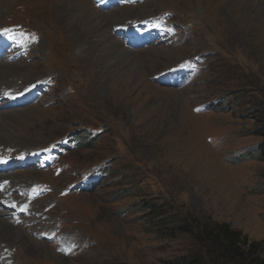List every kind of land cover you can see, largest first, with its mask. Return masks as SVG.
Listing matches in <instances>:
<instances>
[{
  "label": "rangeland",
  "instance_id": "374dc122",
  "mask_svg": "<svg viewBox=\"0 0 264 264\" xmlns=\"http://www.w3.org/2000/svg\"><path fill=\"white\" fill-rule=\"evenodd\" d=\"M62 1L1 0L0 36H9V26L26 30L12 34L13 45L0 51V67L12 69L0 74V122L8 123L0 157L14 153L11 159L20 154L21 160L70 133L81 145L52 170L20 161L24 170L0 174V210L20 231L24 224L38 228L21 231L36 244L12 248L2 242L0 264H171L200 253L205 263H215L211 249L191 235L160 233L148 223L147 210L137 208L154 199L179 221L223 223L262 242L264 163L256 149L262 139L252 130L264 110V0H133L109 7L103 0L108 9L85 0L86 15L125 11L104 27L107 39L100 38L102 50L93 60L86 49L97 37L83 33L85 43L78 44L83 19L72 17L76 30L61 25L55 15ZM163 17L167 24L158 23ZM133 26L144 28L140 49L117 33ZM158 31L166 35L159 38ZM27 47L32 51L22 56ZM13 53L16 59L8 55ZM194 63L197 74L188 85L158 82L175 67L194 70ZM25 70H31V82ZM47 79L55 85L38 103L5 107L1 86L15 100ZM89 129L101 132L94 143L90 134L81 138ZM14 138L19 142L7 148L5 141ZM107 163L108 176L92 192L62 196L84 172ZM32 170L39 177L29 185H36L20 189L4 180L15 173L30 180ZM40 184L52 193L29 201L27 192ZM175 225L168 221L165 228ZM74 246L81 250L61 253ZM3 254H11L9 262Z\"/></svg>",
  "mask_w": 264,
  "mask_h": 264
},
{
  "label": "trees",
  "instance_id": "16d2710c",
  "mask_svg": "<svg viewBox=\"0 0 264 264\" xmlns=\"http://www.w3.org/2000/svg\"><path fill=\"white\" fill-rule=\"evenodd\" d=\"M257 125L252 130L253 135L262 139L258 145L261 153V161L264 163V110L260 111ZM86 140L88 133L84 132L81 138ZM90 143L96 140L88 139ZM84 142H82L83 144ZM110 164V163H109ZM147 210V221L155 227H161L166 233L171 231L175 235L188 234L194 237L199 246L211 249L210 255L215 257L213 264H264V240L262 242H250L240 231L232 229L223 223L204 224L194 226V223L177 220L166 203L158 204L156 199L145 201L138 205L137 210ZM166 219V220H165ZM169 219V220H167ZM168 221L173 228L167 229ZM163 233V230L160 232ZM171 233V234H172ZM201 254V253H200ZM200 254H193L171 264H207Z\"/></svg>",
  "mask_w": 264,
  "mask_h": 264
},
{
  "label": "bare ground",
  "instance_id": "6f19581e",
  "mask_svg": "<svg viewBox=\"0 0 264 264\" xmlns=\"http://www.w3.org/2000/svg\"><path fill=\"white\" fill-rule=\"evenodd\" d=\"M63 3H60L61 4V8L57 10V13H56V19H59V22L61 23V25H67L68 27H70L71 29H77L74 28L76 25L73 24V20L72 17H74V15H77L76 17L78 19H83L81 20V23L80 25H78V28L76 30V39H78V44H81L82 41L84 42V37H83V33H86L88 34L87 36L89 37L90 35H95L97 37V41L93 44H88L87 46V49L86 51H92L93 53V58L89 56V60H93L96 56H97V53L99 51L102 50V44H101V39L102 40H105L104 43L106 42V39H107V34H105L104 36V27H106V25L109 23V22H114L116 21V19L121 16L122 14L125 13V11H123L122 9H120L117 13L114 12V13H111L109 15H104L102 13H99V11H91L89 13H87V15L85 14L86 12V8H87V5H86V1L85 0H63L62 1ZM2 2L0 0V14L3 13V8H2ZM48 5V4H47ZM49 6V5H48ZM50 7V6H49ZM60 7V6H59ZM44 8V7H43ZM52 7H50V11H51ZM54 9V8H53ZM48 11V10H47ZM88 11V10H87ZM102 12V11H101ZM48 13V12H46ZM50 13V12H49ZM82 15H84V18H82ZM124 16V15H123ZM61 19V20H60ZM93 21V22H92ZM96 21V22H94ZM79 22V21H78ZM94 23V24H93ZM74 25V26H73ZM69 31V30H68ZM74 31V30H73ZM101 38V39H100ZM76 42V41H75ZM85 43V42H84ZM82 46V44H81ZM24 62V61H23ZM3 65V64H2ZM24 65V64H23ZM9 66V65H8ZM8 66L5 68V67H0V74H4L7 72H11L12 69L11 68H8ZM13 66V65H12ZM25 66V65H24ZM23 66V67H24ZM17 69V68H16ZM25 69V67H24ZM22 70V68L19 70V71H15L14 70V73H21L20 71ZM26 71V70H25ZM31 70H27L25 73V75H27V78H28V82H31V79L32 77L30 76L32 74V72H30ZM23 72V71H22ZM5 75V74H4ZM13 75V74H12ZM14 77V75H13ZM1 80V79H0ZM6 82V81H5ZM31 84V83H30ZM9 88V87H7ZM1 90L4 92V94H6V88L5 86H1ZM30 114V113H29ZM4 115V114H1V116ZM19 115V114H18ZM13 116V115H12ZM11 116V117H12ZM20 116V115H19ZM28 116V115H27ZM30 116V115H29ZM14 117H17L16 119L20 120L18 118V116H15L14 114ZM2 119V118H0ZM3 120V119H2ZM16 120V121H18ZM8 123H5V122H0V139H2L3 137V134H1L3 131V127H5ZM13 128V127H12ZM2 131V132H1ZM9 135V134H8ZM6 139V137L4 138ZM11 142H6L7 145V148H13V146H10L11 143H16V142H19V139L17 140L16 138L14 139H10ZM21 140V139H20ZM2 145V143L0 142V146ZM19 146H24V145H27V144H24V143H18ZM29 146V145H28ZM33 146V145H32ZM48 147H44V148H41L42 149H46ZM40 149V148H39ZM38 149V150H39ZM34 151V150H32ZM36 172V173H35ZM37 170H32L29 174V177H30V180H27L25 178H23L22 176H19L20 173H15L13 174L12 176H9L7 177L6 179L4 180H11L13 182V184L16 186V187H19L20 189L21 188H24V187H28V186H33V185H36V183H31V185H29V182L32 181H36V179H38V175H37ZM40 174V173H39ZM2 180V178H0V181ZM0 198H5L4 197V194H0ZM5 200H10V198L8 199H5ZM37 203V202H36ZM43 215V214H42ZM9 216V214H6L5 212L1 211L0 210V246L2 244H5V243H2V242H6L9 244V242L11 243V247L14 248L16 245H19V244H23V247L24 246H28V244H36L37 242H35L34 239L26 236L25 234H23L21 231L23 232H29V233H36L37 231H34V230H38L37 227H28L26 226V224H24L22 226V230L20 231L19 229L15 228L14 225L9 221V219L12 221V218L9 217V219L7 218ZM5 221H7L11 226L7 225L6 223H4ZM34 222H36L37 220H32ZM19 228V227H18ZM6 244L8 247L10 245ZM21 244V245H22ZM22 247V248H23ZM27 249V248H26ZM11 256L10 255H6V254H3L2 255V258L3 259V262H9L10 260L9 257Z\"/></svg>",
  "mask_w": 264,
  "mask_h": 264
},
{
  "label": "clouds",
  "instance_id": "9594fccd",
  "mask_svg": "<svg viewBox=\"0 0 264 264\" xmlns=\"http://www.w3.org/2000/svg\"><path fill=\"white\" fill-rule=\"evenodd\" d=\"M259 145V144H258ZM258 145L256 146V149H258Z\"/></svg>",
  "mask_w": 264,
  "mask_h": 264
},
{
  "label": "snow or ice",
  "instance_id": "6c2138e0",
  "mask_svg": "<svg viewBox=\"0 0 264 264\" xmlns=\"http://www.w3.org/2000/svg\"><path fill=\"white\" fill-rule=\"evenodd\" d=\"M0 34H2V33H0ZM23 210V209H22Z\"/></svg>",
  "mask_w": 264,
  "mask_h": 264
}]
</instances>
